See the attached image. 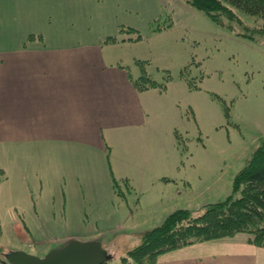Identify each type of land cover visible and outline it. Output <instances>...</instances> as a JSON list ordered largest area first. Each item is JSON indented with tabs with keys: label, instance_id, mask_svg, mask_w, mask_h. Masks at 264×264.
Returning <instances> with one entry per match:
<instances>
[{
	"label": "crops",
	"instance_id": "obj_1",
	"mask_svg": "<svg viewBox=\"0 0 264 264\" xmlns=\"http://www.w3.org/2000/svg\"><path fill=\"white\" fill-rule=\"evenodd\" d=\"M104 9V0H0V41L12 45L0 48V145L17 150L27 201L11 222L46 254L70 238L100 240L102 231L124 228L139 206L166 217L165 189L184 180L180 165L165 161L161 130L152 123L160 101L163 131L169 140L171 133L179 138L177 115L161 97L167 87L137 91L127 66L108 61L114 53L125 59L116 46L141 40L105 43L116 36L107 25L96 33L81 28L84 21L90 29V22L106 15L99 13ZM120 150L136 157L122 162ZM125 168L152 190L145 208L142 199L134 209L117 207L113 180L132 188ZM0 170L1 192L9 177L8 167ZM233 175L219 179L224 193L231 194ZM44 229H55L53 238H38ZM157 264H264V247L240 233L167 252Z\"/></svg>",
	"mask_w": 264,
	"mask_h": 264
},
{
	"label": "rangeland",
	"instance_id": "obj_2",
	"mask_svg": "<svg viewBox=\"0 0 264 264\" xmlns=\"http://www.w3.org/2000/svg\"><path fill=\"white\" fill-rule=\"evenodd\" d=\"M104 4L106 9L99 13L106 15L90 22V29H86L88 26L81 21V28L96 33L105 24L110 27L107 30L112 32L111 35L120 39H135L141 35L139 42L113 48L125 59H118V53H114L108 61L122 62L135 79L142 74V65L137 62L141 60L148 75L158 82H166L167 89L160 94L177 115L179 138L171 133L169 140L170 134L163 131L165 125L161 117L165 115L160 101L156 104L152 123L155 129L161 130L158 134L163 136L165 161L178 163L179 175L184 179L165 189L168 193L166 217L158 218L154 212L142 211L139 206L127 226L115 232H101L100 242L113 255L109 263L119 264L121 256L142 243L146 231L161 225L171 213L188 209L194 215H200L205 205L229 196L230 193H224V183H221L230 181L233 174L246 165L264 138V36L258 40L239 36L194 8L188 0H104ZM237 13L247 24L264 25L262 18L241 11ZM123 27H132L136 31L121 33ZM6 46L12 45L0 41V48ZM154 130L149 135L157 140L158 134L153 133ZM118 154L122 162L130 161V155L136 157L124 150ZM17 162L16 148L0 145V167H8L6 174L9 177L0 192V247L3 249L0 264H5L2 262L4 253L10 250L44 257L58 248L53 245L54 249L46 254L41 251V246L27 242L31 240L30 235L26 239L13 229L11 221L15 209L27 206ZM124 172L130 176L132 188L120 181L126 198L120 196L117 207L121 212L126 208L134 209L142 199L145 208L152 190L141 187L132 168H125ZM222 178L224 180H219ZM233 182L234 178L229 190ZM132 222H137V227H131ZM54 232L55 229H44L37 237L51 239Z\"/></svg>",
	"mask_w": 264,
	"mask_h": 264
},
{
	"label": "trees",
	"instance_id": "obj_3",
	"mask_svg": "<svg viewBox=\"0 0 264 264\" xmlns=\"http://www.w3.org/2000/svg\"><path fill=\"white\" fill-rule=\"evenodd\" d=\"M188 2L194 8L205 12L214 22L239 36L252 40L264 36V25L258 27L247 24L237 13L241 11L264 20V0H188ZM120 31L132 34L136 29L122 28ZM140 39L141 35L135 39L129 38L133 41ZM122 41L125 40L110 36L105 43ZM137 62L143 69L141 76L132 80L137 91L151 88L166 89V82L154 80L147 74L143 62ZM190 84L193 88L192 81ZM1 174L0 170V182ZM113 182L116 195L125 196L123 185L116 179ZM127 184L125 181L124 185L128 186ZM240 233L249 235L253 244L264 247V138L246 165L236 174L232 192L225 200L205 205V210L200 215H194L188 209H178L171 213L161 225L146 231L142 243L121 256L119 264L132 262L157 264L159 257L167 252L198 242L233 237ZM0 253H3L2 247ZM2 262L9 264L6 258ZM105 264L110 263L108 261Z\"/></svg>",
	"mask_w": 264,
	"mask_h": 264
},
{
	"label": "water",
	"instance_id": "obj_4",
	"mask_svg": "<svg viewBox=\"0 0 264 264\" xmlns=\"http://www.w3.org/2000/svg\"><path fill=\"white\" fill-rule=\"evenodd\" d=\"M4 256L9 264H105L113 258L100 240L79 238L68 239L44 257L23 250H10Z\"/></svg>",
	"mask_w": 264,
	"mask_h": 264
}]
</instances>
